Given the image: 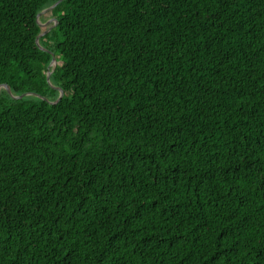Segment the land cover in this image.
Returning a JSON list of instances; mask_svg holds the SVG:
<instances>
[{
	"label": "trees",
	"instance_id": "1",
	"mask_svg": "<svg viewBox=\"0 0 264 264\" xmlns=\"http://www.w3.org/2000/svg\"><path fill=\"white\" fill-rule=\"evenodd\" d=\"M56 1L0 0V264H264V0Z\"/></svg>",
	"mask_w": 264,
	"mask_h": 264
},
{
	"label": "water",
	"instance_id": "2",
	"mask_svg": "<svg viewBox=\"0 0 264 264\" xmlns=\"http://www.w3.org/2000/svg\"><path fill=\"white\" fill-rule=\"evenodd\" d=\"M60 1H61V0L56 1L55 3H53L52 5H50V6L46 7V8H44L43 10H41V11L37 14V16H36V20H37V22H38L40 25L45 26V25H48L50 21H55V19L52 17L50 20H48V21H46V22H40V16H41L42 14L46 13L47 11H49V10H50L51 8H53L54 6H56ZM53 25H54V24H52L50 27H47L44 31H42L41 33H39V34L37 35V37H36V43H37V45H38L40 48H42V49H46V48H44V47L41 45V43H40V38H41V36H43V35H45L46 33H48V32L51 30V28H52ZM46 50H48V49H46ZM48 51H50V50H48ZM50 52H51V54H52V60H51V62H50L49 69H48V71H47V80H48V82L50 83L51 86H53V87H55V88H58L57 86H54V85L50 82V76H51L52 72L54 71V69H55V67H56V65H57V57H56V55H55L52 51H50ZM3 88L6 89V90L10 93V95H11L13 98H22V97L27 96V95H37V96H39V97H41V98H45V97H43V96H41V95H39V94H35V93H31V92L23 93V94H20V95L13 94L12 91H11V89H10V87H9L7 84H0V93H1V90H2ZM58 89L60 90V94H59L58 98H57L55 101H50L51 103H56V102H58V100L62 97V95H63V90L60 89V88H58Z\"/></svg>",
	"mask_w": 264,
	"mask_h": 264
},
{
	"label": "rangeland",
	"instance_id": "3",
	"mask_svg": "<svg viewBox=\"0 0 264 264\" xmlns=\"http://www.w3.org/2000/svg\"><path fill=\"white\" fill-rule=\"evenodd\" d=\"M51 18H52V17H48L47 14L44 13V14H42V15L40 16V22H46V21L50 20ZM51 22H52V21H50L49 24H50ZM49 24H48V25H49ZM57 64H61V62H60V61H57Z\"/></svg>",
	"mask_w": 264,
	"mask_h": 264
}]
</instances>
